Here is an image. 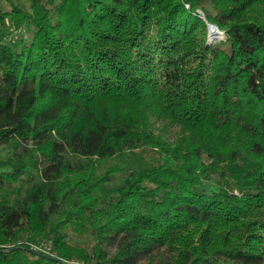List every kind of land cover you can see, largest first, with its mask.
<instances>
[{
  "label": "trees",
  "instance_id": "1",
  "mask_svg": "<svg viewBox=\"0 0 264 264\" xmlns=\"http://www.w3.org/2000/svg\"><path fill=\"white\" fill-rule=\"evenodd\" d=\"M26 1L0 9V264H264V0Z\"/></svg>",
  "mask_w": 264,
  "mask_h": 264
},
{
  "label": "rangeland",
  "instance_id": "2",
  "mask_svg": "<svg viewBox=\"0 0 264 264\" xmlns=\"http://www.w3.org/2000/svg\"><path fill=\"white\" fill-rule=\"evenodd\" d=\"M14 5L23 6L26 9H28V3H27L26 0H0V9L2 11H9L12 8V6H14ZM209 26H210V24H208V28L211 29ZM11 30L12 31L14 30L13 27H11ZM213 31L215 33V37H217V38H215L216 41L218 39H221L223 36H225L223 31H219V30H213ZM17 32H18V30H17ZM214 33H211V36ZM17 35L18 34L16 33V36ZM28 37L30 38L29 33H27L25 39L27 40ZM15 38H16L15 35H13L12 36V40L15 39ZM127 163L128 162H127V159L125 157L123 159H120V160H111V161L103 163V168L116 166L117 168L121 169V170L117 171L114 174L113 180L110 182L111 185L114 184V183H119L122 180V176L127 172V169H128V164ZM49 246L50 245H46V244H34L33 247L35 249H37V251H39V252L43 251L42 253H44V252L48 253V251L50 250ZM72 263H74V262H72ZM67 264H69V263H67ZM75 264H77V263H75ZM140 264H158V259L155 258L153 261L144 260Z\"/></svg>",
  "mask_w": 264,
  "mask_h": 264
},
{
  "label": "water",
  "instance_id": "3",
  "mask_svg": "<svg viewBox=\"0 0 264 264\" xmlns=\"http://www.w3.org/2000/svg\"><path fill=\"white\" fill-rule=\"evenodd\" d=\"M211 29L210 30V34L213 33L214 31L213 30H219L215 25H211L209 26ZM220 31V30H219Z\"/></svg>",
  "mask_w": 264,
  "mask_h": 264
}]
</instances>
